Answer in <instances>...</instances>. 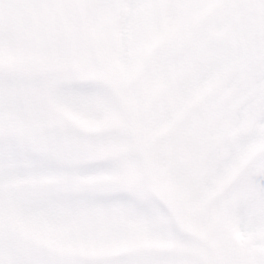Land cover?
I'll use <instances>...</instances> for the list:
<instances>
[{"label":"snow or ice","instance_id":"6c2138e0","mask_svg":"<svg viewBox=\"0 0 264 264\" xmlns=\"http://www.w3.org/2000/svg\"><path fill=\"white\" fill-rule=\"evenodd\" d=\"M0 264H264V0H0Z\"/></svg>","mask_w":264,"mask_h":264}]
</instances>
